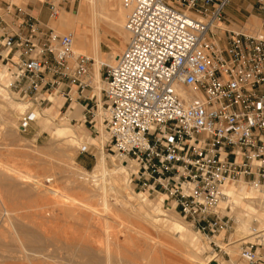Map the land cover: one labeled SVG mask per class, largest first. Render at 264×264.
<instances>
[{
	"label": "built area",
	"instance_id": "built-area-1",
	"mask_svg": "<svg viewBox=\"0 0 264 264\" xmlns=\"http://www.w3.org/2000/svg\"><path fill=\"white\" fill-rule=\"evenodd\" d=\"M230 3L133 0L124 25L129 41L100 71L104 127L112 153L130 171L128 185L164 196L163 205L212 238L236 226L227 189L244 184L264 198V0H254L256 31L230 26ZM43 4L50 20L62 1ZM5 9L19 14L10 13L18 21L0 34V60L8 61L16 96L50 104L55 93L87 107L92 60L73 52V36L12 3ZM239 259L264 264V241L241 246Z\"/></svg>",
	"mask_w": 264,
	"mask_h": 264
},
{
	"label": "rangeland",
	"instance_id": "rangeland-1",
	"mask_svg": "<svg viewBox=\"0 0 264 264\" xmlns=\"http://www.w3.org/2000/svg\"><path fill=\"white\" fill-rule=\"evenodd\" d=\"M43 1L31 3L30 0H0V34L15 24L17 17L12 14L19 15L11 9L12 14L7 12V3H12L23 13L51 27L45 6L41 4ZM55 1H62L61 8L67 12L77 11L80 3L79 1L70 4L67 2L69 0ZM230 4L231 11L235 12L234 16L241 18L243 22L250 15L249 11L251 12L247 6H254V0H231ZM40 12H44L41 17L38 16ZM251 16L245 22L244 30L249 29L252 17L256 19L258 26L260 25L258 18ZM2 28L4 30H1ZM76 31L79 32L78 28L74 27L71 33L62 34H71L74 39ZM98 32L103 53L111 50L113 55L117 56L123 52L128 40L119 46L118 40H121V37L102 24L99 25ZM75 49L79 52L78 47ZM9 57L10 55L6 56ZM102 60L106 64L105 59ZM8 67L10 66L6 59L0 60V264H216L214 260L218 264H243L239 259L240 247L257 245L260 242L249 235L247 237L244 232L238 236L233 232L230 235L217 234L215 238L198 234L188 221H184L169 209L166 203L162 206L160 204L162 210H165L164 214L189 226L188 228L198 236L201 247H194L190 240L183 241L179 234L168 227L163 217L155 219L151 213L145 211L158 209L154 201L157 195L148 196L145 193L146 209H139L140 199L136 194L141 191L133 190L128 185L127 176L130 171L124 166L125 173L120 175L119 192L113 191L116 185L112 179L106 180L109 189L104 206L101 190L98 194L101 175L97 168V156L100 153L105 155L109 174L116 171L115 166L120 162L112 153L103 122L104 74L101 73L100 76L104 86L97 98L92 85L91 66L92 89L88 90L86 95L93 96V99L87 107L86 101L72 99L65 102L62 96L53 93L51 98L60 99L64 103L53 118L45 113L34 116L36 112L44 111L52 103L24 101L16 96L10 85ZM2 94L5 97H2ZM73 103L81 106L77 116L71 115ZM95 104L101 106L100 112V106L95 107ZM28 117L32 121L29 120L28 128L21 131L19 125ZM45 125L52 127L46 130L43 129ZM54 126L72 128L81 145L73 151H68L67 144H62L60 138L53 139L56 137L52 136ZM7 167L13 171H7ZM2 169L7 172L2 173ZM78 206L83 208L82 211H78ZM86 206L91 208V212L89 208L85 209ZM69 208L75 211L72 216ZM4 210L7 214H4ZM93 210L95 212H92ZM259 214L253 216L256 221L253 217H245L244 220L250 221L252 228H258L264 223ZM237 240L245 242L239 245ZM212 242L219 249L215 248ZM9 256L12 258H8Z\"/></svg>",
	"mask_w": 264,
	"mask_h": 264
},
{
	"label": "bare ground",
	"instance_id": "bare-ground-1",
	"mask_svg": "<svg viewBox=\"0 0 264 264\" xmlns=\"http://www.w3.org/2000/svg\"><path fill=\"white\" fill-rule=\"evenodd\" d=\"M69 2H70V4H74L72 2V0H70ZM132 4H133V0H80L77 11L67 12V11L62 10V8H61L58 11V15L55 18H52L50 21L49 25H51V27H54L53 29L60 34L71 33L73 31L74 27L78 28L79 34L74 35L75 38H74L73 45H72L73 52L75 54L89 55L88 57L92 60V62H93L92 85L94 87V90H96L95 95L97 97L99 96V91L104 86L102 84V81L100 78V71H101L100 66L104 64L102 59H105L106 64L108 66H113L116 62L117 57L119 56V55L114 56L113 52L111 50H106L104 53L102 52V48H101L99 38H98L99 37L98 27L100 24L105 25L108 28H110L113 32H115L118 36H120L121 40L117 39L119 41V44H120L119 46H121V44L123 42H126V40L129 41V34L126 32L124 25H125V21L129 15V13H130V10L132 8ZM76 24H77V26H76ZM258 27H259L258 24L257 23L255 24L253 22L249 26V29L254 31V30H257ZM77 45L84 47L85 51L81 52V53L78 52L75 49L77 47ZM1 79H2V75L0 74V80ZM2 97H5V95L2 94ZM4 99H6V98H4ZM104 114H105V111L102 112V115H104ZM51 127L52 126L45 125L43 127V129L50 130ZM52 136H54V137L56 136L57 138L56 137L53 138L56 140H58V138H60L61 141L60 140L59 141L62 142V144H67V146L69 148L68 151H70L71 149L73 151L75 148L77 149V147H79V145H81L80 144L81 142L79 141L77 136H74V131L72 130V128L67 127V126H60V127L54 126L52 129ZM74 137H76V138H74ZM96 162H97L98 172L101 175V179H100L101 185L98 186V189H99L98 194H100V190H101V192H102L101 194L103 196L101 201H103L102 203L104 204V206H106L105 204L107 202L105 201V198H106L105 196H106L107 191H108L107 189H109L107 187L106 182L112 179V181H114V183L116 185L113 188V191L119 192L120 191L119 181L121 180L120 175L125 173V168L119 162L115 166L116 171H114L112 174H109L107 171V167H106V158H105V155L103 153L98 154ZM3 168L5 169V166H3ZM4 169H2V173H5L9 170L11 172L13 171L10 167H7V169H8V170L6 169L7 171H5ZM0 171H1V169H0ZM36 179H38V178H36ZM81 183H83V181ZM93 183L95 184V182H93ZM125 185H126V183H125ZM244 186H245L244 184H241L239 186L238 191H233V189H227V191L225 192V196L227 198V203L231 204L232 212L234 213L235 221L237 222L236 223L237 226H235L236 229L234 230L233 233L236 236H238L240 233L244 232L247 234V237L249 235V236H251L252 239H255V240L261 242L264 239V223L261 224L258 228H255V227L252 228V226H250V223H249L250 221L248 220L249 222H247L244 220V218L245 217H253L257 213H260L259 215H260L261 219L264 221V198L257 199V197H255V195L253 193L246 192L244 190ZM85 193H88V192H85ZM136 195L140 199V201H139L137 198V200L140 202V208L139 209L140 210L146 209V208H144L145 202L147 200L145 198L146 196L144 197L143 193H138ZM156 198L157 199L154 200L157 204L155 207H157L158 209L156 211H150V210L149 211L145 210V211L148 213H151L152 215L151 214L150 215L155 219L163 217V221H165V223L168 224V227L174 233L179 234L178 236L180 239H183V241L190 240V243L194 247L196 246V247L200 248L201 242L198 239V236L188 228L189 226L187 227L182 222L177 221L174 218H172L171 216H167L166 214H164L165 210L163 211L162 208L159 206L160 204L162 206V201L164 199V196L160 195ZM80 204L81 203L79 202V205ZM103 204H102V206H103ZM87 206L85 207V209L89 208L90 210L89 209L88 210L91 212V208H90L91 206L89 205L90 207H88V208H87ZM104 206H103V208H104ZM153 206H154V204H153ZM71 207L72 206H70V208ZM79 207L80 206H78V208ZM82 209L83 208L80 207V209L78 211L80 212V211H82ZM95 210H93L92 212H95ZM69 211H71V209ZM73 212H75V211L74 210L71 211V213H70L71 216H72ZM4 214H7V212L5 211ZM6 218H7V216H6ZM142 218H144V217H142ZM253 219H254V217H253ZM254 220L256 221L257 219H254ZM21 253H22V251H21ZM229 254H231V253H229ZM74 255H76V254H74ZM79 255L77 257H79ZM81 256L83 257V255H81ZM8 258H12V257L9 256ZM234 264H236V263H234Z\"/></svg>",
	"mask_w": 264,
	"mask_h": 264
},
{
	"label": "crops",
	"instance_id": "crops-1",
	"mask_svg": "<svg viewBox=\"0 0 264 264\" xmlns=\"http://www.w3.org/2000/svg\"><path fill=\"white\" fill-rule=\"evenodd\" d=\"M37 0H30V2L31 3H35ZM45 1V0H44ZM44 1L43 2H41V4H43L44 3ZM231 5V4H230ZM230 5L226 8V10H225V16H226V18L229 20V22H230V26L232 27V26H235V28H241V27H243L244 25H245V22H247V20L250 18V16L252 15H254L255 17H257V18H259V16H258V13H257V10L254 8V6H253V4H251L250 6H247V8L249 7L250 9H251V12L249 11V16L246 18V20L245 21H241V18H238L237 16H234V14H235V12H232L231 11V8H230ZM61 9V8H60ZM238 9V8H237ZM62 10H64L63 8H62ZM65 11V10H64ZM43 14H44V12H42ZM42 13L40 12L39 14H38V16L39 17H41V15H42ZM45 13L47 14V11H45ZM251 16V17H252ZM51 21V19L49 20V22ZM257 23V21H256V19L254 18V17H252L251 18V20L249 21V25L248 26H250L252 23ZM47 23V22H46ZM50 27V26H49ZM50 28H52V27H50ZM233 28V27H232ZM53 29V28H52ZM54 30V29H53ZM58 33V32H57ZM76 34H79V32L78 31H76L75 32ZM58 34H60V33H58ZM79 41V40H78ZM77 47H78V50H79V52H84L85 51V48L84 47H82V46H80V45H77ZM93 66V65H92ZM100 69H101V66H100ZM92 76H93V72H92ZM100 76H101V72H100ZM94 88V87H93ZM94 93L96 94V91L94 90ZM98 98V97H97ZM50 102L52 103V105H50L47 109H45L44 111H42V112H36V114H34V116H37V115H40L41 113H45V114H47V115H49L50 117H55V116H57V114H58V109L62 106V105H64V103H63V101L62 100H60V99H57V100H54L53 98H50ZM63 103V104H62ZM100 105H98V107H99ZM72 107H74L73 109H72V111H71V115L72 116H77V115H79L80 114V111H81V106H77V105H75L74 103L72 104ZM101 106L98 108V111L100 112L101 111ZM99 115H100V113H99ZM35 117H33V119H34ZM101 123H102V120H101ZM239 241V242H238ZM263 241H264V239H263ZM237 242H238V244L240 245V244H243L245 241H242V240H237ZM235 244V243H234ZM239 245H234L235 247H240Z\"/></svg>",
	"mask_w": 264,
	"mask_h": 264
}]
</instances>
